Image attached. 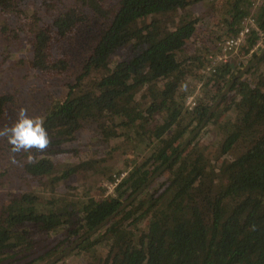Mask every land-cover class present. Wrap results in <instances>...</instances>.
Listing matches in <instances>:
<instances>
[{
  "label": "trees",
  "instance_id": "obj_1",
  "mask_svg": "<svg viewBox=\"0 0 264 264\" xmlns=\"http://www.w3.org/2000/svg\"><path fill=\"white\" fill-rule=\"evenodd\" d=\"M21 1L0 0V9L16 10ZM201 1L115 0L105 5L102 0H81L82 7L69 6L56 14L52 26L42 25L35 14L28 17L31 65L39 69L45 68L49 58L52 29L64 38L79 24L84 28L79 37L82 40L72 44L83 50L78 73L67 84L64 99L55 100L42 115L53 146L62 141L59 136L72 138L90 123L105 143L125 135L138 142L134 147L137 155L147 148L150 154L118 183L113 197H88L74 204L62 203L57 198L48 201L55 204L51 207L43 205L35 192L10 194L0 207V264H42L62 252L113 213L199 126L221 88L237 73L232 71L235 64L220 63L211 73L200 72L208 63L207 56L185 53L190 52L189 41L205 33L204 27L199 30L202 15L188 18L185 14L177 25L171 26H165L168 22L160 24L156 16L179 12ZM209 3L208 13L217 17L215 28L209 29L215 37L207 35L204 41L205 47L213 50L217 41L238 31L249 14V2L208 0L207 6ZM44 5L52 8L55 3ZM202 12L207 13L206 9ZM148 16L150 21L145 20ZM256 21L264 34V3L257 10ZM256 37L255 32L249 35L247 46L242 48L244 52ZM125 46L130 54L111 67L112 54ZM255 56L256 53L252 58ZM261 62L264 63V55L248 69L249 80L237 77L233 81L219 108L156 178L165 177L161 181L165 186L162 192L149 193V184L68 255L83 251L88 257L85 264H264ZM53 65L67 66L63 59ZM192 67L198 72L193 73ZM188 75L203 81L204 86L218 85L210 94L209 104L198 100L192 110L185 107L192 87L182 92L181 86ZM13 103L11 93L0 94V120L5 107ZM209 124L216 128L206 143L201 139L203 133L209 132ZM210 147L218 154L211 155L214 159ZM33 156L34 162L25 157L19 159L26 175L40 177L52 173L54 166L49 158ZM219 157L222 160L215 167L213 161ZM70 172L71 169L54 180ZM145 218L149 221L142 225ZM59 230H64L63 236H58ZM100 246H106L107 252L97 256Z\"/></svg>",
  "mask_w": 264,
  "mask_h": 264
},
{
  "label": "rangeland",
  "instance_id": "obj_2",
  "mask_svg": "<svg viewBox=\"0 0 264 264\" xmlns=\"http://www.w3.org/2000/svg\"><path fill=\"white\" fill-rule=\"evenodd\" d=\"M18 1L16 0V2ZM102 1L105 5H109L115 0ZM202 1L192 4L182 11L169 12L164 16L157 15L156 17L160 18V24L168 22L169 25L165 26H171L177 25L185 14L188 18H201L202 15L201 22L203 25L199 26V30L203 31L204 27L205 33L198 34L189 41L187 49L190 52L185 54L200 53L203 57L207 56L208 58L213 50H208L210 47H205L204 38L207 35L212 36L209 29L211 27L215 28L213 23L217 20V17L208 13V7L210 6V3L207 6L208 0ZM44 2H53L55 6L52 8L47 7ZM69 6L82 7L81 0H22L20 7L16 6L19 7L16 10L0 9V94L11 93L14 97V103L5 107V113L0 120V128L5 125L10 126L15 121L16 113L20 107L27 108L30 116L43 118L42 115L48 106L55 100H62L66 96L68 92L67 84L75 79L83 52L78 45L72 44L82 40L79 37L83 34L84 28L79 24L71 29L64 38L57 36L55 34L56 30L52 29L53 37L48 46L49 58L45 68L39 69L31 65L33 54L32 36L27 29V22L28 17L35 14L42 25L49 24L52 26L54 16ZM204 9L207 13L202 12L201 14L200 12ZM150 19V16H148L145 20L150 21ZM171 22L175 24H171ZM3 27L6 30H2ZM212 37L214 38L215 35ZM208 39L210 38L208 37ZM210 40L213 43V40ZM129 54L130 49L128 46L117 49L110 58V66H114ZM239 57L236 54L232 56L231 63L235 64L232 69L235 71H237L238 66L244 65V63H237ZM58 59H63L67 64L66 68L54 67L53 63ZM260 65L261 68L259 67V69L262 71L264 63L261 62ZM192 72L196 73L198 70L192 67ZM190 77L191 75H188L185 78V85H180L182 92L187 90L188 87H192L191 91L196 89L195 93L198 96L201 95V97L209 99L210 94L217 88L215 86L212 88L209 85L199 88V82L194 79L195 76ZM242 78L249 80L247 74ZM215 126V124H209V127L206 128L209 132L202 134L201 140L203 142L208 143V140L211 139L209 137L210 133L216 128ZM96 131L92 124L87 123V126L75 132L72 138L70 136L65 138L59 136L58 138L62 141L58 146H53L50 143V146L43 152L33 150V155L49 158L54 166L51 174L40 177L28 176L22 171L19 159L27 158L28 154L24 155L26 153L16 154L15 159L17 162L12 163L11 146L5 138H0V207L7 202L10 194L16 192H35L34 194L39 197V201L43 205H51V207L55 205L54 203L49 204L48 201L51 199L59 198L62 203L74 204L76 200H85L88 197L107 198L115 196V188L108 187L113 175L122 171H127L128 174L135 164L148 157L150 149L147 148L144 153L137 155L134 152V147L138 145V142L134 138L131 137L132 139H130L123 135L116 139H109L105 143L102 136L97 134ZM118 132H121L120 128ZM142 144L140 147H142ZM211 149L214 148H209L210 156L212 154L217 156L215 150ZM211 158L214 159L215 157L211 156ZM221 160L222 157H219L217 161H213V165L218 167ZM69 169H71V172L65 177L59 178L57 181L54 180ZM2 171L4 172L1 174ZM163 179L165 177H160L150 184L148 192L159 195L165 188L161 185ZM144 221L142 225H145L149 218H145ZM63 235L64 230H59L58 236ZM51 238L55 239L56 236ZM99 249L97 256L106 254V246H100ZM86 258L88 257H85L83 251L75 250L56 264H85Z\"/></svg>",
  "mask_w": 264,
  "mask_h": 264
},
{
  "label": "built area",
  "instance_id": "obj_3",
  "mask_svg": "<svg viewBox=\"0 0 264 264\" xmlns=\"http://www.w3.org/2000/svg\"><path fill=\"white\" fill-rule=\"evenodd\" d=\"M249 14L244 17L241 26L234 34L222 38L216 44L215 52L208 57L215 67L220 63H229L233 55H239L240 59H249L253 53L257 52L264 43V34L259 29L256 21L257 10L263 5L264 0H248ZM256 33L255 43L246 52H242V46L246 45L247 39L251 33ZM247 46V45H246ZM214 67L206 68L207 71H214ZM197 104L196 93L189 95L185 100V106L192 109ZM127 175V171L118 172L113 175L109 181L108 187L115 188L118 183Z\"/></svg>",
  "mask_w": 264,
  "mask_h": 264
},
{
  "label": "clouds",
  "instance_id": "obj_4",
  "mask_svg": "<svg viewBox=\"0 0 264 264\" xmlns=\"http://www.w3.org/2000/svg\"><path fill=\"white\" fill-rule=\"evenodd\" d=\"M0 138H5L12 154V163H16V154L26 153L28 162H34L32 152H43L50 146V137L44 127V120L28 114V109L20 107L15 121L0 128Z\"/></svg>",
  "mask_w": 264,
  "mask_h": 264
},
{
  "label": "water",
  "instance_id": "obj_5",
  "mask_svg": "<svg viewBox=\"0 0 264 264\" xmlns=\"http://www.w3.org/2000/svg\"><path fill=\"white\" fill-rule=\"evenodd\" d=\"M264 55V48L257 54L253 60L248 63L244 68L239 72L236 73L232 79H230V82L225 87V89L219 94L216 101L213 103V105L210 107V109L207 112V115L204 117L202 122L197 126L193 132L182 142L178 150L175 152L174 155H172L167 162H165L156 172L151 175L136 191H134L132 194H130L125 200L122 201V203L117 207V209L109 214L107 217H105L102 221H100L98 224H96L93 228L88 230L86 233H84L81 237H79L77 240H75L71 245H69L67 248H65L62 252L48 260L47 262H44L43 264H55L59 262L61 259H63L65 256H67L72 250H74L80 243H82L85 239L89 238L93 234H95L100 228L105 226L111 219L115 217V215L122 211L126 206H128L135 198H137L146 188L149 184L153 182L154 179H156L165 169L168 167V165L173 161V159L176 157V155L182 151V149L192 140L194 135L203 127L205 124L207 118L210 116V114L213 112V110L216 108L219 101H221V98L228 92V90L231 87V84L233 81L243 72L248 70L252 65H254L257 61L261 59V57Z\"/></svg>",
  "mask_w": 264,
  "mask_h": 264
},
{
  "label": "flooded vegetation",
  "instance_id": "obj_6",
  "mask_svg": "<svg viewBox=\"0 0 264 264\" xmlns=\"http://www.w3.org/2000/svg\"><path fill=\"white\" fill-rule=\"evenodd\" d=\"M255 40H256V39H255ZM254 43H255V41L253 42V44H254ZM253 44H252V45H253ZM245 46H246V45H245ZM245 46H242V48H244ZM214 47H215V46H214ZM250 47H251V46H250ZM250 47H248L246 51H248V49H249ZM215 48H216V47H215ZM242 48H241V50H242ZM263 48H264V43H263V46H262L257 52H255V53H256V56H257V54H258ZM213 52H215V50H214V51H211V53H213ZM242 52H244V51L242 50ZM253 54H254V53H253ZM253 54H252V55H253ZM256 56H255V57H256ZM255 57H254V58H255ZM237 59H238V61H237L238 64H239V63H244V65H242V66H238L237 73H239V72L244 68V66H246L248 63H250V62L253 60L252 56H251L249 59H248V58H247V59H240V58H237ZM207 60H208V63H207V62L205 63L204 67L201 69L200 72H202V73H207V74H208V73H211V72H213V71H210V70L207 71L206 68H210V67H214V66L212 65L211 61H210L208 58L206 59V61H207ZM247 61H248V62H247ZM249 61H250V62H249ZM215 66H216V65H215ZM232 71H235V70L232 69ZM247 71H248V70H246L245 72L241 73V74L238 76V78L243 79L242 77H244V76L247 74ZM235 74H236V73H235ZM229 81H230V80H229ZM198 82H199V88L204 87V85H203V81H199V80H198ZM226 86H227V85H226ZM226 86H224V87L221 88L220 93L225 89ZM215 87L219 88L218 85H216ZM217 88H216V90H217ZM193 89H195V88H193ZM195 90H196V89H195ZM195 90L190 91V92L186 95V98H187L189 95H193V94H195ZM220 93H219V94H220ZM218 96H219V95H218ZM218 96H217V97H218ZM196 99H197V102H198V100H200V101H201V100H202V101L204 100V101L207 102L208 104H209V102L211 101V100H209L210 98H209V99L203 98V97H201V95L198 96L197 93H196ZM216 99H217V98H216ZM216 99L213 101V103L216 101ZM221 100H222V98H221ZM213 103H211V106L213 105ZM184 105H185V103H184ZM220 105H221V101H219V103L217 104L216 108H217V107L219 108ZM195 106H196V105H195ZM195 106H194V107H195ZM211 106H210V107H211ZM185 107H186V106H185ZM194 107H193V108H194ZM193 108H192V109H193ZM187 109H188V108H187ZM192 109H189V110H192ZM209 109H210V108H209ZM209 109H208V110H209ZM214 110H215V109H214ZM214 110H213V111H214ZM207 112H208V111H207ZM211 114H212V113H211ZM211 114H210V116H211ZM206 115H207V114H206ZM210 116H209V117H210ZM66 248H67V247H66ZM56 255H57V254H56ZM56 255H54V256H56ZM54 256H52L51 258H53ZM51 258H49L48 260H50ZM48 260H47V261H48ZM47 261H46V262H47ZM43 263H44V262H43ZM43 263H42V264H43Z\"/></svg>",
  "mask_w": 264,
  "mask_h": 264
},
{
  "label": "crops",
  "instance_id": "obj_7",
  "mask_svg": "<svg viewBox=\"0 0 264 264\" xmlns=\"http://www.w3.org/2000/svg\"><path fill=\"white\" fill-rule=\"evenodd\" d=\"M201 2H203V1H201ZM215 50V47H213V51Z\"/></svg>",
  "mask_w": 264,
  "mask_h": 264
}]
</instances>
